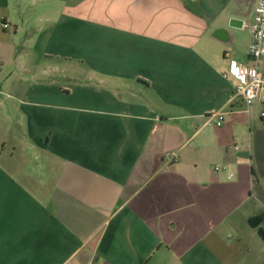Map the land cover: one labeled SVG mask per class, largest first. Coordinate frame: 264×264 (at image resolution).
Returning <instances> with one entry per match:
<instances>
[{"label":"crops","instance_id":"1","mask_svg":"<svg viewBox=\"0 0 264 264\" xmlns=\"http://www.w3.org/2000/svg\"><path fill=\"white\" fill-rule=\"evenodd\" d=\"M257 3L0 0V264H264Z\"/></svg>","mask_w":264,"mask_h":264},{"label":"built area","instance_id":"2","mask_svg":"<svg viewBox=\"0 0 264 264\" xmlns=\"http://www.w3.org/2000/svg\"><path fill=\"white\" fill-rule=\"evenodd\" d=\"M5 28H10L8 22H4ZM252 31V41L249 46L251 63L248 65H234L229 71L224 72V78H233L234 96L242 100L246 105H251L264 91V0H258L252 22L248 25ZM216 123L222 124L223 114H217ZM177 151H168L169 160L177 158Z\"/></svg>","mask_w":264,"mask_h":264},{"label":"trees","instance_id":"3","mask_svg":"<svg viewBox=\"0 0 264 264\" xmlns=\"http://www.w3.org/2000/svg\"><path fill=\"white\" fill-rule=\"evenodd\" d=\"M251 222H252V224H254L255 226H257L258 223H259V217H255L254 219L252 218L251 219ZM259 232H260L261 236L264 238V230L262 228H260L259 229Z\"/></svg>","mask_w":264,"mask_h":264},{"label":"rangeland","instance_id":"4","mask_svg":"<svg viewBox=\"0 0 264 264\" xmlns=\"http://www.w3.org/2000/svg\"><path fill=\"white\" fill-rule=\"evenodd\" d=\"M244 32V31H243ZM246 41V36H244L243 37V40H242V42L244 43ZM222 50H224V45L223 46H219ZM221 54H223V51H222V53Z\"/></svg>","mask_w":264,"mask_h":264}]
</instances>
